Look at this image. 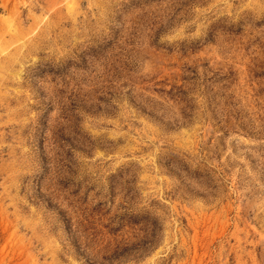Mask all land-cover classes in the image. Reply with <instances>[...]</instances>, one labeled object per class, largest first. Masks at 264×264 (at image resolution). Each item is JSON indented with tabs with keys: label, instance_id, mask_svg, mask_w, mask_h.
Instances as JSON below:
<instances>
[{
	"label": "rangeland",
	"instance_id": "rangeland-1",
	"mask_svg": "<svg viewBox=\"0 0 264 264\" xmlns=\"http://www.w3.org/2000/svg\"><path fill=\"white\" fill-rule=\"evenodd\" d=\"M0 264H264V0H0Z\"/></svg>",
	"mask_w": 264,
	"mask_h": 264
}]
</instances>
